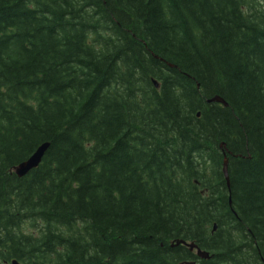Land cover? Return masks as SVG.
Returning a JSON list of instances; mask_svg holds the SVG:
<instances>
[{"label": "trees", "instance_id": "1", "mask_svg": "<svg viewBox=\"0 0 264 264\" xmlns=\"http://www.w3.org/2000/svg\"><path fill=\"white\" fill-rule=\"evenodd\" d=\"M13 260L264 264V0H0Z\"/></svg>", "mask_w": 264, "mask_h": 264}, {"label": "water", "instance_id": "2", "mask_svg": "<svg viewBox=\"0 0 264 264\" xmlns=\"http://www.w3.org/2000/svg\"><path fill=\"white\" fill-rule=\"evenodd\" d=\"M170 66L174 67V65H171V64H170ZM154 83H155L156 87H159L158 81L154 80ZM213 102L221 103L224 106H228V103L219 95H216L214 97L207 99V103H213ZM199 114L200 113H198V115ZM224 145H225V143H221L220 148L223 149ZM49 146H50L49 142H44V143L40 144L36 148V150L30 155V157H28L26 160L18 163L16 166H14L13 171L15 172V174L19 178H22V177L26 176L28 173H30L32 170L36 169L41 164ZM228 162H229L228 156L225 152L222 171H223V174L226 178L227 185L230 186L229 174H228ZM230 204H231V201H230ZM216 228H217V225L215 224L214 230ZM179 244L186 245L187 247L190 248L191 251L196 250V254L200 258H204V259L211 258V255L208 251L202 250L194 242H186L183 240H180V241L178 240V241H176V243H173V246L179 245ZM12 264H19V263L16 260H13ZM186 264H196V263L192 261V262H186Z\"/></svg>", "mask_w": 264, "mask_h": 264}]
</instances>
